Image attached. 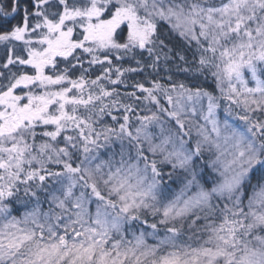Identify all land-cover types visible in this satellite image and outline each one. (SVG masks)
I'll return each mask as SVG.
<instances>
[{"label": "snow or ice", "instance_id": "obj_1", "mask_svg": "<svg viewBox=\"0 0 264 264\" xmlns=\"http://www.w3.org/2000/svg\"><path fill=\"white\" fill-rule=\"evenodd\" d=\"M0 50V264H264V0H0Z\"/></svg>", "mask_w": 264, "mask_h": 264}, {"label": "trees", "instance_id": "obj_2", "mask_svg": "<svg viewBox=\"0 0 264 264\" xmlns=\"http://www.w3.org/2000/svg\"><path fill=\"white\" fill-rule=\"evenodd\" d=\"M13 22H15V21H13ZM0 51H2V50H0Z\"/></svg>", "mask_w": 264, "mask_h": 264}]
</instances>
